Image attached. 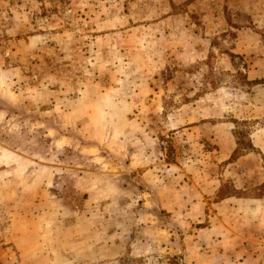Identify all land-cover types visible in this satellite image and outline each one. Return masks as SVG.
Returning a JSON list of instances; mask_svg holds the SVG:
<instances>
[{
  "label": "rangeland",
  "instance_id": "obj_1",
  "mask_svg": "<svg viewBox=\"0 0 264 264\" xmlns=\"http://www.w3.org/2000/svg\"><path fill=\"white\" fill-rule=\"evenodd\" d=\"M257 131L264 0H0V264H237Z\"/></svg>",
  "mask_w": 264,
  "mask_h": 264
},
{
  "label": "crops",
  "instance_id": "obj_2",
  "mask_svg": "<svg viewBox=\"0 0 264 264\" xmlns=\"http://www.w3.org/2000/svg\"><path fill=\"white\" fill-rule=\"evenodd\" d=\"M251 143L255 152L252 151L243 155L235 162L237 166L239 165V171L235 177L237 189H246L249 186L261 185L264 182V178L257 172L261 164L264 163V131H257L251 137ZM233 149L229 151V155L234 151ZM224 203L227 207L232 206L236 214L238 209H241V215H245L244 221H246L245 226H243L244 223L242 224L247 229L246 240H252L255 243V246L250 247V251L245 253L247 257L244 258L237 248L239 246L236 245L242 241L239 239L240 236L236 233L226 234L222 241L223 245H226L224 248L226 255L229 258L241 259L237 264H264V199H235L233 201L225 200Z\"/></svg>",
  "mask_w": 264,
  "mask_h": 264
},
{
  "label": "trees",
  "instance_id": "obj_3",
  "mask_svg": "<svg viewBox=\"0 0 264 264\" xmlns=\"http://www.w3.org/2000/svg\"><path fill=\"white\" fill-rule=\"evenodd\" d=\"M236 135V134H235ZM236 137V136H235ZM239 145H240V141L237 137V142H236V149L234 150L233 154L231 155V160H234V159H238L239 157L243 156L244 154H246V152H240L239 151ZM249 151L251 152L252 151V146L249 145L248 147Z\"/></svg>",
  "mask_w": 264,
  "mask_h": 264
}]
</instances>
